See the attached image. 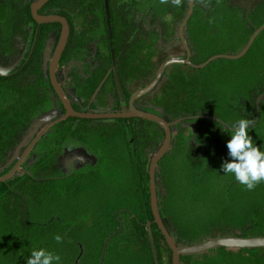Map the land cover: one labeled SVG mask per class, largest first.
<instances>
[{"label":"trees","instance_id":"16d2710c","mask_svg":"<svg viewBox=\"0 0 264 264\" xmlns=\"http://www.w3.org/2000/svg\"><path fill=\"white\" fill-rule=\"evenodd\" d=\"M107 4L113 31L115 25L120 22V25L125 29L126 26L131 24V20L134 18L137 21L144 17L152 18L155 15L164 18L171 7L170 4H160L159 0H107ZM233 7L234 6L231 5L228 0H211L208 9H203L199 3L194 4L192 16L188 22V25L189 23L191 24L192 21L194 23V33L190 37L192 42L190 44L188 42V47L192 52L191 62L193 64H202L210 57H201V53L207 45L204 37L207 31L215 37L218 33L217 27L222 28L224 31L223 36L234 43L232 44L234 54H237L243 49L252 35V29L246 27L248 30H242L239 21L242 22V24L246 22L244 13L234 10ZM29 10L28 2L22 1L19 3L12 13L10 12L8 15H4V21L0 20V32L5 36L10 35L13 30L12 27L14 26L13 21L18 19L33 22ZM39 14L59 15L64 17L69 24H71V33L66 48L68 53L78 48V50L85 49V45L90 40L91 35H95V33H93L95 29H99L100 33L103 31L102 43L104 49L109 53L104 0H49L40 9ZM0 18L3 17L0 16ZM75 20H79L81 23L79 30L74 26L73 21ZM210 20L211 23L209 22ZM127 21H129L130 24H127ZM262 22H264V19L260 23ZM33 24L35 27V23ZM243 25L246 26V24ZM47 27L58 29L59 25H41L39 27L40 31L37 38L38 55L42 51L44 45L43 34H41L42 29ZM100 33L96 36H100ZM113 44L115 47V41ZM256 47L257 42H254L248 50V53L255 52ZM244 58H248V55ZM255 60L256 59H253V61H251L254 62ZM262 68L264 69V65H260L258 62L256 69L260 70ZM25 93V88L19 86L16 102L17 117H24L28 113L29 109L27 101L25 100ZM215 93L219 94V92ZM212 94L214 93H210V95ZM224 94L227 103L232 99V93L226 91ZM214 103L217 104V102ZM10 106L13 107L9 84L0 78V118L2 115L8 114V112L12 110ZM4 109H6V111H4ZM79 122L87 123L89 121ZM99 123L105 128H108L110 131L109 133L113 135L114 143H118L116 145H119V143L123 145L124 142L126 146L127 135L132 139L133 142L130 144L131 147H128L125 151L128 155L132 183L126 190L115 194L116 198L110 199L111 206L109 209H98L95 220L92 222V229L88 232L91 240L93 241L94 239L96 242L94 245L91 243L88 248L89 250L85 251L82 250L80 245L70 243L77 246L75 252L72 254V249H69L71 245L69 246L66 242V236L64 237L60 234L61 231L59 228L61 227H59V223L56 224L55 220L49 222H39L36 220V215L41 213L42 216H44L46 213L45 199L47 198V194L42 187L43 185L41 186L35 183L31 192L27 189V185L22 188L18 184L16 190H14L15 184L17 185L19 180H8L6 183H0V250L4 251L2 260L6 262L5 264H24V261L27 260L25 258L30 257L33 250L39 249L49 250L54 255H58L60 257V263L57 262V264H154L147 232L149 228L151 229V234L156 246L159 264H162L158 240H162L164 243L165 240L153 223L149 205L148 166L151 159L148 158V153L151 149L154 150V148H151L152 145L146 143L145 147L146 149L148 148V151L145 156L142 153L143 146L139 143V138L146 131V128L149 125H157L140 119H116L104 122L99 121ZM126 126L129 127V131ZM262 127H264V120H260L255 127L257 132L256 145L261 148V151H264V133L257 131ZM171 144H173V141ZM159 147H156V150ZM171 147L172 145L167 155L168 153H177L180 150V148H176L172 151ZM225 156H228V149L225 153L222 151L215 159H210L211 165H213L211 171H206L201 167V171L199 170V174L196 176L203 182L206 179L208 180L210 178L208 175L211 176L217 173L221 166H219V163L215 164V162H219V160L223 157L225 158ZM115 158L114 156L113 160ZM163 158L158 163L156 169V179L158 181L160 180L159 185L156 182V190L159 186L161 195H163L164 192L160 184L161 162ZM226 159L231 162L230 157ZM233 183L235 184L237 181L234 179ZM213 185L214 187H219L221 192L218 193V190H216V194L214 193L215 196H218L215 198L217 202L215 203L216 206L214 211L217 210L216 212L219 217L209 222V225L199 232H197V230V233L195 232L196 234L193 235L191 233L195 227L192 226L189 230L191 233L188 234L185 227L177 222L175 216L168 217L166 214L167 212L160 206L158 199L160 215L175 242L178 245L197 244L215 238L212 232L220 229L232 230V235L227 236L244 238L264 236V202L257 201L256 203L247 204L241 201L243 204L239 210L229 208L223 210L220 205L223 200L233 199L229 197L230 187L229 189L226 187L225 189L221 188V184L215 181H213ZM75 190L74 188L70 189V191L76 192ZM158 196L157 190V197ZM28 197H30V199H28L30 202L24 199ZM62 227L66 228L67 226L64 225ZM56 235L63 237L62 243H58L55 240ZM223 236L224 235L217 237ZM259 250L264 249L234 250L219 248L208 250L200 254L182 256L180 258V263L264 264V258L253 263L243 258L240 254L241 251L255 252Z\"/></svg>","mask_w":264,"mask_h":264},{"label":"flooded vegetation","instance_id":"af4514ba","mask_svg":"<svg viewBox=\"0 0 264 264\" xmlns=\"http://www.w3.org/2000/svg\"><path fill=\"white\" fill-rule=\"evenodd\" d=\"M22 1L28 2L29 7L32 2V0H10L12 4L10 12L12 13ZM228 1L234 6V10L244 13L246 22L243 24H246V26L239 21L242 25V30H248L246 28L248 27L252 29L253 33L254 28H258L264 24V22L260 23L264 19V0ZM202 8L204 9V7ZM170 9L168 14L170 13ZM248 9L249 14L246 19ZM163 20L164 19L160 16L155 15L152 18L144 17L138 21L134 18L131 20V24L127 21L126 23L130 25L126 26L125 29L120 25L121 22L115 25L114 31L111 27L112 45L116 61V74L124 95L125 106L128 105L130 96L133 93L129 94L126 91L127 83L124 77L127 75L123 71V58L125 59L128 55V48L135 35H139L145 40L148 39L147 36L153 35L155 40L159 41L161 36H163L162 28L159 24H161ZM73 22L74 26L79 30L81 26L80 21L75 20ZM188 22L183 30V38L187 47L188 42L189 44L192 42L190 37L194 33L193 21L191 24L189 23V25ZM13 23L14 26L12 27L13 30L10 35L5 36L0 32V66H12L7 76H0V78L9 84L13 103V107L10 106L12 110L9 111L8 114L2 115L0 118V178L10 171L41 130L49 124L61 119L64 115L62 104L50 84L48 74L49 62L44 57L43 53L46 45L51 46L52 48L49 56L52 57L58 41L60 26L58 29L54 27L42 29L41 34H43L44 45L42 51L38 55L37 38L41 25H37L34 21L28 22L24 19H18L13 21ZM33 23H35V27ZM68 25L70 37L71 24L68 22ZM93 33H95V35H91L90 40L85 45V49L78 50V48L68 53V50H66L68 44H66L56 66V79L75 112L99 113V110L96 108L97 103L103 104L105 107L104 109L108 110L107 112L119 111L120 103L116 92L114 72L111 68L112 58L110 46L108 53L104 49L102 43L103 31L100 33L99 29H95ZM98 33H100V36H96ZM119 38H121L122 50H124L121 52H119L118 49ZM176 40L179 41L184 53L183 57L176 59L183 60L186 57L184 48L178 36ZM114 41L116 44L115 47L113 44ZM254 42H257L256 49L259 48L261 51H259L258 54L257 52H247L242 58L248 55V58L251 60H264V29ZM163 48L165 47L163 46ZM188 49L190 51L191 61L192 52L189 47ZM252 65L253 63L247 70L255 74L258 72L264 73L263 68L257 70L256 67ZM164 70L166 71V69ZM164 78L165 77L161 75L157 84L149 93L156 90ZM19 86L25 88L26 93L24 96L29 109L24 117H17L16 102ZM218 90L217 92H219V94L214 93L210 95V93H206V109L203 114L196 113L187 115L182 118L183 121H180L187 125V128L191 130L190 132L192 134L196 133V122H203L206 126L203 132L205 135L203 142L206 145L207 149L205 148V150H207V156L208 158L210 157V159H215L216 156L220 155V153L224 151L227 141L231 139V133L223 131L225 125L230 127L231 124L237 122L239 119L251 120L253 123L248 131L249 135L253 138L254 144H256L257 132L255 127L260 120H264V89L255 86L246 91H239L238 89L233 91L228 89V92L232 93V99L228 98L230 99L227 102L228 104L225 101L224 93L226 91H222L221 89ZM143 97L144 96L135 100L133 106L138 110L159 116L168 122V119L163 115V107L160 99L154 98V105L151 106L145 104L138 105V102ZM214 102H217V104ZM157 103H159V105ZM4 111H6V109H4ZM99 121L104 122L111 120H85L69 117L53 125L31 148L18 171L9 179L12 181L19 180L17 185L15 184L14 190H16L19 184L22 188L27 185V189L32 192L33 185L36 183L41 186L43 185L42 187L47 194L46 197L55 199L59 191H70L71 188H74L77 192L82 185L97 178V176H99V173L96 171L98 165L101 164L100 167L106 166L107 168L108 164L113 161L114 150H116L115 146L112 147L114 143V141L112 142V140H114L113 135L109 133L110 131L108 128L102 126ZM18 123L21 124V126ZM170 124L173 141L174 125L172 123ZM126 127L129 131V127ZM154 127H157L162 132L159 126ZM210 130L217 131L218 137H211ZM154 132L156 133V130H154ZM126 137L127 144L125 146L123 142L124 146L122 145L124 151H126L128 147H131L130 144L133 142L129 135ZM43 139V148L41 147L40 151L37 150L34 152L36 145ZM139 143L143 146L142 153L145 156L148 151V148L146 149L145 147L146 143L152 145L151 148H154V150L151 149L148 154L156 150V144L146 141L145 132L139 138ZM22 144L24 146L21 147ZM200 149L203 150V147L201 146ZM82 169H85L86 172H81ZM24 199L30 202L28 200L30 197ZM95 213L97 214V210H95Z\"/></svg>","mask_w":264,"mask_h":264},{"label":"rangeland","instance_id":"374dc122","mask_svg":"<svg viewBox=\"0 0 264 264\" xmlns=\"http://www.w3.org/2000/svg\"><path fill=\"white\" fill-rule=\"evenodd\" d=\"M11 8L10 0H0V16L3 17L0 18L1 21L5 20L4 15H8ZM187 9L188 4L186 2L180 8L171 6L170 13L159 24L163 35L159 41L155 40L153 35L147 36L148 39L146 40L139 35L132 37L133 39L128 48L129 53L125 59L123 58L122 62L123 71L127 75L124 77L127 83V93L132 94L148 85L165 61L184 56L176 37L178 36L179 26L186 16ZM217 31L218 33L215 37L209 31L205 33L204 38L207 45L201 53V57H212L211 55L213 54L235 55L232 49V42L223 36V29L217 27ZM118 41L119 52L124 51L122 50L121 38ZM259 51H261L259 48L255 50L257 54ZM250 61V58L239 60L217 59L200 69L188 68L178 64L169 65L162 74L165 78L161 81L159 87L152 93L144 95L138 102V105L151 106L154 105V98L160 99L163 115L168 119L169 123L174 125L171 150L174 151L176 148H180V150L177 153L166 154L161 162L160 184L164 192L161 195L160 187H157L158 199L160 206L167 212L168 217L175 216L177 222L185 227L188 234L191 233L189 230L192 226L195 227L191 233L193 235L208 226L209 222L219 217L217 210L214 211L215 203L217 202L215 198L218 197L215 196V192L216 190H218V193L221 192L219 187H214L213 181L221 184V188L225 189L226 187L229 189L230 187L229 197L233 199L223 200V204H220L223 210L228 208L239 210L243 204L241 201L247 204L256 203L257 201L264 202V182L258 184L254 190L248 191L239 182L233 183L234 176L225 175L221 171V166L227 160L226 158H229L228 156L223 157L219 162H215V164L219 163V166L221 165L217 173L211 176L208 175L210 177L208 180L201 181L196 176L199 174V170L201 171V167L206 171H211L213 167L210 157L208 158L207 156V150H205L206 145L203 142L205 136L203 132L206 126L203 122L197 121L195 125L196 133L192 134L185 123L177 122L187 115L203 114L206 109V93H215L219 91L218 89L222 91H228V89L246 91L253 86L264 89V73L255 74L247 70L252 63V66L255 67L258 62L260 65H264V60L256 59L254 62ZM157 104L159 105V103ZM96 106L99 113H108V110L104 109L103 104L97 103ZM19 125L21 126V124ZM154 130H156V133ZM257 131L264 133V127ZM210 132L211 137H218L217 131L210 130ZM145 138L146 141L152 142L157 145L156 147H159L163 141V133L157 127L149 125L145 131ZM43 142L44 139L36 145L34 152L41 150ZM116 144L118 143L112 144V147H116V150H114L116 158L108 164L107 168L106 166L100 167L101 164L98 165L96 171L99 176L97 178L82 185L77 192L62 190L59 191L55 199L47 197L45 199V215L42 216L41 213L36 215V220L39 222L55 220L56 224H60V234L64 237L66 236L65 239L69 246L71 245L69 249H72V254L77 248L74 245H80L84 251L89 250L91 243L94 245L96 241L94 239L93 241L91 240L88 232L92 229V222L95 220V210L109 209L111 206L110 199L116 198L115 194L126 190L132 183L128 155L121 146L122 144ZM22 146L24 145L22 144ZM201 146L203 150L200 149ZM225 152H227L226 147L223 153ZM153 153L148 154L149 159H151ZM81 172L84 173L86 171L82 169ZM159 181L156 179L158 185ZM64 225L67 227L63 228L62 226ZM212 235L214 237L232 235V230L220 229L212 232ZM158 248L161 263L170 264V252L162 240H158ZM46 251L50 252L49 250ZM3 254L4 251L0 250V264L6 263L2 260ZM240 254L243 258L253 263L264 258V250L255 252L241 251ZM28 258L26 257L25 259ZM24 264H26V260ZM54 264H57V262H54Z\"/></svg>","mask_w":264,"mask_h":264},{"label":"water","instance_id":"95a60500","mask_svg":"<svg viewBox=\"0 0 264 264\" xmlns=\"http://www.w3.org/2000/svg\"><path fill=\"white\" fill-rule=\"evenodd\" d=\"M49 0H32L30 4V16L32 20L37 25H46V24H58L60 26V33L58 37V41L56 47L54 49L52 57L49 56L51 52V46L46 45L44 50V57L49 62L48 66V74L50 84L53 88L54 93L58 97L59 101L62 104L64 115L61 119L49 124L43 130H41L30 143V145L26 148L23 155H21L15 165L10 169V171L5 174L2 178H0V183H3L9 180L19 169L20 165L26 158L28 152L31 148L38 142V140L46 133L53 125L60 121H64L67 118H77V119H85V120H116V119H140L148 122H152L160 127L163 132V141L160 147L153 153L149 166H148V178H149V205L150 211L153 217V223L156 225L158 230L160 231L161 235L163 236L165 243L170 250L171 253V264H181L180 258L182 256L187 255H195L204 253L208 250L225 248V249H234V250H247V249H264V236L259 237H237V236H223V237H215L209 239L207 241H203L197 244L191 245H178L173 237L170 235L165 222L163 221L158 204V197H157V190H156V169L160 160L167 154L170 149L171 141H172V131H171V124L165 121L163 118L156 116L154 114L144 112L141 110L136 109L133 106V103L138 98L148 94L157 84L158 80L160 79L164 69L172 64L178 65H185L190 68L200 69L208 65L210 62L217 60V59H225V60H238L242 58L250 49L252 43L260 34V32L264 29V24L258 28L253 29V33L248 39L247 43L243 47V49L236 55H214L207 59L204 63L195 65L190 61V51L184 41L183 38V30L186 26L187 22L189 21L192 11L193 5L189 6L187 9V13L185 18L183 19L182 23L179 26L178 30V38L184 48L186 57L185 59H176L172 58L165 61L158 69L154 79L145 87L135 91L129 99L128 105L125 106L124 95L121 90L120 83L117 78L116 74V61L114 58V49L112 45V30H111V23H110V15L107 0H104V11L106 16V26H107V33H108V40L110 46V53L112 58V65L111 68L114 72V80L116 86V92L119 98L120 103V110L108 113H78L75 112L71 104L59 86L57 79H56V66L58 60L65 49L67 44V40L69 37V25L67 20L59 15H40L38 11L48 2ZM244 7V5H243ZM249 9L246 13V19L248 18ZM12 69L11 67H1L0 66V76H7L8 72ZM183 121V119L178 120L177 122ZM148 232V239L149 245L151 249V255L154 264H159L158 255L156 251V246L154 243L153 236L151 234V229L147 230Z\"/></svg>","mask_w":264,"mask_h":264},{"label":"clouds","instance_id":"9594fccd","mask_svg":"<svg viewBox=\"0 0 264 264\" xmlns=\"http://www.w3.org/2000/svg\"><path fill=\"white\" fill-rule=\"evenodd\" d=\"M162 5H171L176 8L184 6L185 2L189 6L199 3L202 7L208 8L211 0H159ZM211 23V20L209 21ZM249 119H239L231 126L225 125L223 131L231 133V139L227 142L228 156L231 162L225 160L221 166V171L225 175H233L235 180L246 190H254L258 184L264 182V151L254 144L248 129L252 125ZM58 243L63 242V237L55 236ZM60 257L44 249L33 250L26 264H54L59 262Z\"/></svg>","mask_w":264,"mask_h":264}]
</instances>
